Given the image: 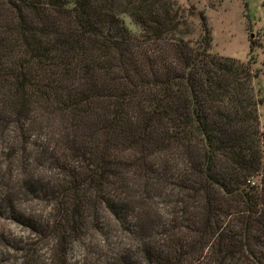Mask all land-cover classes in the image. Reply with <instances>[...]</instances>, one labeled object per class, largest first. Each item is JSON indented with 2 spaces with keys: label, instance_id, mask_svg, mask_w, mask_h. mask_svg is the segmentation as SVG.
<instances>
[{
  "label": "trees",
  "instance_id": "1",
  "mask_svg": "<svg viewBox=\"0 0 264 264\" xmlns=\"http://www.w3.org/2000/svg\"><path fill=\"white\" fill-rule=\"evenodd\" d=\"M212 42L192 0H0V264H264L259 74Z\"/></svg>",
  "mask_w": 264,
  "mask_h": 264
},
{
  "label": "rangeland",
  "instance_id": "2",
  "mask_svg": "<svg viewBox=\"0 0 264 264\" xmlns=\"http://www.w3.org/2000/svg\"><path fill=\"white\" fill-rule=\"evenodd\" d=\"M192 3L206 15L213 38L212 52L242 63L249 61L252 71L258 72L255 88L264 102V0H192ZM124 21L136 30L129 18ZM259 115L264 132V103L259 106ZM111 243L110 248L116 249L119 240L113 237ZM75 252L79 255V251Z\"/></svg>",
  "mask_w": 264,
  "mask_h": 264
}]
</instances>
